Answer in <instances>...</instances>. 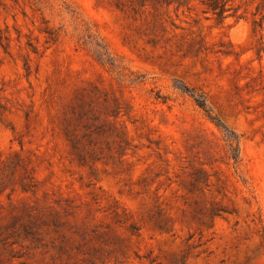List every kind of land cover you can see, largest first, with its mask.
<instances>
[{"label":"rangeland","instance_id":"obj_1","mask_svg":"<svg viewBox=\"0 0 264 264\" xmlns=\"http://www.w3.org/2000/svg\"><path fill=\"white\" fill-rule=\"evenodd\" d=\"M0 264H264V0H0Z\"/></svg>","mask_w":264,"mask_h":264},{"label":"trees","instance_id":"obj_2","mask_svg":"<svg viewBox=\"0 0 264 264\" xmlns=\"http://www.w3.org/2000/svg\"><path fill=\"white\" fill-rule=\"evenodd\" d=\"M212 7H214V9H215L216 6H212Z\"/></svg>","mask_w":264,"mask_h":264}]
</instances>
